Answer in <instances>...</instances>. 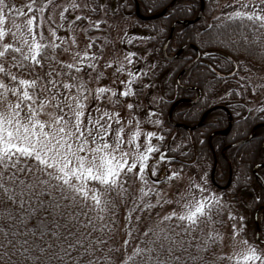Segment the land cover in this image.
<instances>
[{
  "label": "trees",
  "instance_id": "obj_1",
  "mask_svg": "<svg viewBox=\"0 0 264 264\" xmlns=\"http://www.w3.org/2000/svg\"><path fill=\"white\" fill-rule=\"evenodd\" d=\"M137 1L142 16H149L162 11L172 0ZM237 1L226 0L219 4L216 0H203V14L197 22L191 25L178 24L168 42L166 53L169 55L175 53L185 44H191L194 47L185 48L177 61L166 60L162 55V47L168 37L169 28L175 21L196 18L200 9V0H178L164 16L154 21H140L131 17L128 27L131 34L140 28L146 29L148 35L144 40L137 39L136 46L129 45L130 52L135 54L132 56L134 60L139 63L145 60V64H142L145 71L138 77L132 75L129 88L133 93H145L143 96H148L152 92L156 94L155 106L153 108L150 105L145 107L155 110L159 120L158 130L151 140L152 146L159 151H154L152 155L166 153L168 162L171 161L172 165L178 164V172L184 170L190 178L201 181L205 191L203 199L215 197L218 201L213 207L212 219L209 220L205 215L199 219L197 226L189 229L187 222L175 219L177 216L175 214L172 220H167L169 226L165 233L159 232L157 236L150 238L149 232L153 228H150L149 224L159 216L161 211L165 210L162 209L164 208L162 203L167 205L166 210L170 211L173 209V205H169V201L159 196L161 189L169 179L164 180L166 177L161 180L152 179L148 175V169L144 175L147 181L154 186V189L148 193L145 199H142L153 207L147 211L136 210L134 201L140 203L141 199L134 198L126 188L125 205L130 208L124 215H122L121 205L116 199L115 192L109 193L112 200L111 210L106 209L98 213L94 206L87 204L88 207H85L81 204L79 197L75 204L70 200L62 199L60 189L53 190L56 181H51L47 186L37 185L35 175L18 173L15 177L16 183L10 185L13 189L10 194L14 196L16 203H10L7 197L0 192V264H88L89 259H92L96 264H119V262L133 264L134 261H140L141 258L136 256L134 250L126 259L122 260L121 251H119L115 239L118 234L117 227L126 215L131 218L127 221H131L132 229L140 232L135 241L138 243L137 247L153 249L151 253L153 264L157 256L161 261L167 260L168 264H236L238 260L229 259L219 252V233L223 224L222 204L233 215L239 217L244 225L243 228L251 239L249 243L264 250V243L255 238L256 227L253 225L256 216L257 223H259V238L264 240V210L258 214L255 213L260 206L264 205V187L253 174V168L264 163L262 140L229 148L224 152V157L221 155V148L232 143H212L217 158L214 174L217 185L223 186L227 183L229 163L232 168L230 185L225 189H220L210 181L213 155L208 143H188L191 140L189 132L182 128H175L166 121L170 107L179 101L173 108L172 122L180 121L179 119L189 121L198 119L206 109L226 104L235 124L241 126L239 129L242 131L238 133L240 136L237 139H241L242 135L246 134L252 126L264 123V116L261 114L263 106L258 102L253 103L254 99L252 98V93L257 95V92L264 86V31L253 27L246 20L230 18L235 10L247 13L259 12L264 9V2L256 1L254 9L250 6L251 4L236 3ZM84 3L86 2L84 1ZM88 4L92 8L95 6L91 3ZM243 5H247V7H242ZM120 6L118 5V7ZM127 6L128 9L125 12L133 13V0ZM123 7L124 5L121 8L123 9ZM121 8L115 10L114 13L121 14ZM116 21L117 19H114V24ZM196 49L202 54L201 60L189 67L179 78L181 85L197 87L203 93L201 102L190 104L187 100H180L193 98L196 93L190 89L184 90L179 87L176 84V78L183 67L194 59ZM50 51V46L46 45L47 56L52 60H43V67H40L43 68L45 79L50 71L61 70L60 63ZM88 56L91 55L88 53ZM48 61L53 65H48ZM29 62L31 64V61ZM56 65L57 67L54 68ZM82 73H86V71L82 70ZM216 73L226 74V76L219 77ZM158 98H160L159 101ZM145 99L147 100L145 97L142 99L143 102ZM190 112H193V115L189 117L187 114ZM143 116L142 120L145 122L146 114L144 113ZM213 118H217L218 121L222 118L225 119V122L227 120V116L218 109L210 112L205 123L208 122L210 125ZM195 122L196 119L190 123L185 122V124L192 125ZM258 131L259 135L264 136L263 127ZM233 134L228 136V142L232 141ZM173 135L175 137L171 140ZM256 172L264 179V167H258ZM40 178L45 181L48 179L44 176ZM21 180L25 184L35 185V187L18 186ZM193 186L190 185V189L197 194L199 191L195 187L193 189ZM22 190L24 196L21 204L19 194ZM82 213H87V216ZM98 216L103 217V220L98 219ZM69 217L72 219L70 220ZM88 217L91 218L95 227L86 226ZM137 217H140L139 221H137ZM144 220L145 227L143 226ZM69 232L73 234V243H82L88 246L97 239H102L104 243L97 245L95 250L88 248L90 256L85 255V249L75 248L71 251V258L65 256L63 259H58L59 256H63L62 249L67 248L68 241L64 237L68 236ZM146 232L147 236L144 235ZM4 233H8L9 239L16 240L18 245L23 244L24 247L6 248L4 245L7 244V241L4 239ZM12 233H16V235L12 236ZM163 235H167L170 239L162 241L163 248H161L158 236ZM25 240H27L26 244H24ZM171 241H175V243H171ZM169 248H171V254H169ZM21 251L24 252L23 256L20 255ZM220 257L227 259L221 262ZM253 264H259V261L253 262Z\"/></svg>",
  "mask_w": 264,
  "mask_h": 264
},
{
  "label": "rangeland",
  "instance_id": "obj_2",
  "mask_svg": "<svg viewBox=\"0 0 264 264\" xmlns=\"http://www.w3.org/2000/svg\"><path fill=\"white\" fill-rule=\"evenodd\" d=\"M216 1L220 4L224 3L226 0ZM256 1L264 2V0H238L236 3H248L255 9ZM77 16L81 17V19L76 20L75 18ZM102 16V13L95 12V9L88 3H84V0H80L79 3L66 2V0L65 2L64 0L58 2L56 0H0V17L3 19V23H0V30L4 32L3 38H0V50H3L4 44H9L12 45L13 48L20 49V52L15 53L9 50L6 54V59L0 62H2L7 69L12 56L15 55L18 61L30 65L29 61H22V59L25 55H31V44L34 38L37 43L50 46L52 54H54V57H56L61 66L60 71H55V69L50 71L52 73L51 79L57 81L56 87L63 93V95L51 103L49 102L51 93L44 90L45 86L51 87V85H48L47 81L50 77L46 75L47 80L45 79L43 68L35 67L34 72L27 69L19 72L15 68L11 69V72L17 74L20 78L33 80L36 79L37 76L40 77V80L37 82L36 92L40 99L44 101L45 107L43 109H37L41 112L39 119L42 121H51L55 117L64 115V113H67V116H65V119H67L68 116H73L75 110V101L72 100L71 97L86 96L87 99L82 100V111L84 113L81 118L82 123L87 126L89 115L94 119H99L101 124L111 123L109 135L105 137V139L110 144L114 145L119 132L120 138L123 141L121 149L123 152L127 153L129 163H131L132 159L144 153L145 147L147 146V133L151 132L155 134L158 130L156 123L158 120L157 113L151 108H145L147 105L153 108L157 97L154 92L150 93L148 96H143L145 95L144 92H142L144 94H139L138 92L133 93L131 91L132 89L129 88L128 82L131 80L132 73L139 72L141 75L145 71V68L138 61L134 60L132 56L129 57V52L120 49L119 41L120 38L125 40L134 39V34L125 36L129 24L120 20L116 25L118 27L117 30L111 36L112 42L110 41L108 46L105 47L103 44L107 34L103 33V31H97V25L100 26L101 21H104V28L107 26L108 22L107 20L105 22V19H103L104 16ZM30 19L33 20L32 24H28V20ZM112 25L113 23L111 26ZM108 28H110V25H108ZM106 33L109 32L107 31ZM100 37L103 38V41L98 39ZM97 39L99 40V44L104 48L101 57H98V54L94 50L97 46ZM89 44L93 46L89 48ZM115 49L117 51H114ZM88 53L96 57L93 62L92 60L86 61L83 59ZM177 59L178 57L175 58L176 61ZM46 60L47 59H44V61ZM47 63H49L48 65H53L50 61ZM90 64L92 65L91 67L89 66ZM69 65L71 68L68 67ZM55 67H57V65L54 66V68ZM78 67L81 68L79 72L76 71ZM82 70H85L86 73H82ZM58 72L64 75H56ZM133 77H138V75H133ZM0 79L8 84L9 87L16 86L9 77H4L0 74ZM122 81L124 83H122ZM65 83L72 84L73 87L71 89H64L63 85ZM81 83L84 84V89H86V91L84 89L78 90L77 86ZM98 88L107 89L105 93L100 95L99 99L97 98ZM125 91L128 93L126 97L120 94ZM113 93H115V95H113ZM257 93V95L252 93V98L254 99L253 103L258 102L259 105L263 106V109L264 86ZM7 96V100H3V102L0 103V110L6 111L8 103H16L15 97H12L10 94H7ZM65 96L69 97V99L65 100ZM144 97L147 98V100L145 99L143 102L142 99ZM0 100H2V98H0ZM67 103H72L73 110L70 111L65 107L64 113H61L56 105L60 104L63 106ZM129 105L132 107L130 108ZM144 113L146 114L145 122L142 120ZM116 114H118V116ZM261 114L264 116V111H262ZM27 115L28 109L24 107L22 116ZM109 117H112V119L109 120ZM117 119L119 123L116 122ZM121 129L122 131H120ZM136 134H139V138L137 140H132V137ZM174 137L173 135L171 140H173ZM130 140H132L131 143H129ZM232 144L224 145L221 151H223L224 148L226 149L225 151H227ZM162 154L167 158L168 155L166 153ZM81 155H84V153H81ZM116 155L119 156L120 153L117 152ZM222 156H225L224 153ZM159 157L160 154L150 155L148 161L150 162L148 175H150L152 179L157 178L159 180L165 177L164 180L169 179L173 172L177 175L174 179L167 180L168 183L164 184L159 194L160 198L164 197L165 200L169 201V205H173V209H171V211L166 210L167 205L165 206L164 203H162L164 207L162 209L165 210L161 211L159 216L149 224V227L153 228V230L149 232L150 238L157 236L159 232H166L169 222L163 220V217L171 216V212L177 216L186 213L188 211L186 205H192L194 207L205 195V191L203 193L200 191V188H203L201 181L190 178L184 170L178 172L177 170H179V167H177V163L172 165V162H168L166 159L165 161L167 162L164 161L160 163ZM152 165L155 166L157 172L156 176L151 175ZM122 184L124 189L128 188V192L136 199L146 198L147 195L141 198V189H143L145 193H149V189H154L151 183L147 182V184H145L134 173H128L126 177L122 178ZM93 185L94 182H88L89 188L93 187ZM190 185H194L193 189L195 187L199 192L196 194L190 189ZM96 187L99 186L96 185ZM115 193L116 199L121 205L122 215H124L126 214V210L130 208V206L125 205L127 195L121 194L120 192ZM87 204L93 206L92 200L89 199ZM262 210H264V205L260 206L255 213L258 214ZM221 213H223V224L219 233V252L229 259L242 261L241 253L246 252L249 247H254L249 243L251 239L247 231L243 228L244 225L241 223L239 217L233 215L223 204L221 206ZM126 217L121 219L117 227L118 234L115 236L117 246L119 247V251H121L122 260L126 259L127 256L133 253L137 248L138 243L135 241L137 240V235L140 234L139 230L136 232L132 229V235H128L129 226L132 224L131 221H127ZM229 217L232 218L230 219ZM253 225L257 227L259 223L257 224L254 222ZM143 226H146L145 220ZM131 228L133 227L131 226ZM234 229L236 231H234ZM125 240L129 241L127 245L124 243ZM243 241H247V244L243 243ZM254 248L259 255L264 256V250H261V248L259 249V247ZM119 264H121V262H119Z\"/></svg>",
  "mask_w": 264,
  "mask_h": 264
},
{
  "label": "snow or ice",
  "instance_id": "obj_3",
  "mask_svg": "<svg viewBox=\"0 0 264 264\" xmlns=\"http://www.w3.org/2000/svg\"><path fill=\"white\" fill-rule=\"evenodd\" d=\"M242 7L246 8L247 5H243ZM230 18L240 21L246 20L253 27H258L264 31V9L252 13L235 10ZM75 19L80 20L81 17L77 16ZM0 23H3L2 17H0ZM32 23L33 20H28V24ZM3 36L4 32L0 30V38H3ZM92 46V44L88 45L89 48ZM9 50L14 53L20 52L19 48H13L12 45L4 44L3 50H0V61L6 59V54ZM128 55L131 57L135 54L129 53ZM44 59H50L46 53V46L37 43L34 38L31 44V55L23 56V61H31L30 65L18 61L15 55L12 56L7 69L0 62V74L4 77H9L16 85L9 87L8 84L0 79V98H2L0 103L3 100H7V94L16 98L15 104H7L6 111L0 110V192L7 197L10 203L15 204L16 199L10 194L13 191L10 185L16 183L15 177L18 173H25L29 176L35 175L37 185L47 186L51 181H56L57 183L53 185V190L55 191L59 188L61 198L65 201L70 200L75 204L77 197H79L80 203L88 207L87 201L91 199L98 213L106 209L111 210L110 204L112 200L109 197V193L120 192L121 194H126L127 190L123 187L122 178L126 177L128 173H134L141 181L147 184L148 181L144 174L150 167L148 163L150 155L154 151H159V149L154 148L151 144L154 134L151 132L147 133V146L144 153L139 154L137 158L132 159L131 163H129L127 153L121 149L123 141L120 138L119 132L114 145L105 139L109 135L111 123L101 124L99 119H94L91 115L88 116L87 126L82 123L81 118L84 115L82 100L87 99L86 96L71 97L75 101L73 116H68L65 119L67 113H64L65 107L70 111L73 110L72 103H67L63 106L57 104L56 106L64 115L55 117L51 121L40 120L39 116L41 112L37 109L45 107L44 101L40 99L36 92L37 82L40 80V77L37 76L33 80L20 78L17 74L11 72V69L15 68L18 72L26 69L34 72L35 67H43ZM83 59L95 60L96 57L86 54ZM89 66L91 67L92 65L90 64ZM68 67L71 68L70 65ZM76 71H81V68H76ZM47 75L50 77L48 85H51V87L45 86L44 90L51 93L49 98V102L51 103L63 95V93L56 87L57 81L51 79L52 73L49 72ZM56 75L64 74L58 72ZM132 75H140V73L136 72L132 73ZM144 75H147V73H144ZM122 83L124 82L122 81ZM128 83L130 84L131 81ZM72 87L73 85L69 83L63 85L64 89H71ZM77 88L78 90L84 89V84L81 83ZM84 90L86 91V89ZM106 91L107 89L105 88H98L97 98L99 99L100 95ZM120 94L126 97L128 93L125 91ZM64 99L68 100L69 97L65 96ZM24 107L28 109L27 116H22ZM129 107L131 108L132 106L129 105ZM261 111H264V109H261ZM116 115L118 116V114ZM111 119L112 117H109V120ZM116 122L119 123V120L117 119ZM156 123L159 124V120ZM138 138L139 134H136L132 137V140H137ZM200 142L203 143V141ZM117 152L120 153L119 156L116 155ZM81 153H84V155H81ZM165 159L166 156L161 153L159 157L160 163H163ZM151 167V175L156 176L155 166L152 165ZM13 169L15 171H12ZM176 175L173 172L169 179L175 178ZM41 176L47 177V181L42 180ZM89 181L94 182L91 188L88 187ZM20 185H23L25 188L35 187V185L25 184L23 180L19 181L18 186ZM96 185L99 187H96ZM151 191L152 189H149V192ZM200 191L203 193L204 189L200 188ZM145 195H148V193H145L141 189V198ZM23 196L22 190L19 194L21 204ZM216 203L218 201H216L215 197H209L207 200L202 198L194 207L186 205L188 208L186 213L178 216H175V214L165 216L163 220H172L173 216H175V219L187 222V227L190 229L197 226L199 219L205 217V215L211 220L213 207ZM134 205L138 211H147L153 207V205L142 199L140 203L134 201ZM82 214L87 216V213ZM97 218L103 220L101 216ZM229 218L231 219L232 217ZM69 219L71 220L72 218L69 217ZM126 219L131 218L126 217ZM136 219L139 221L140 217ZM89 225L95 227L90 217L86 220V226ZM234 231L236 230L234 229ZM3 235L7 241V244L4 245L6 248L18 249L24 247L23 244L18 245L16 240L9 239L8 233H4ZM15 235L16 233H12V236ZM128 235H132L131 226H129ZM144 235L147 236L148 233L146 232ZM64 239L68 241V245L67 248L62 249L63 256H59L58 259H63L65 256L71 258V251L75 248L85 249V255L90 256L91 253L88 252V248L95 250L97 245L104 243L102 239H97V241L91 242L88 246L82 243H73V234L71 232ZM169 239L167 235L158 236L161 248H163L162 241H168ZM26 243L27 240L24 241V244ZM124 243L127 245L129 241L125 240ZM171 243H175V241H171ZM243 243L247 244V241H243ZM152 251L153 249L151 248L140 249L137 247L135 253L141 260L134 261L133 264H153ZM169 254H171V248H169ZM20 255L23 256L24 252L21 251ZM241 256L242 264H253L256 261H259V264H264V256L259 255L254 247L247 248L246 252L241 253ZM219 259L223 262L227 258L220 257ZM88 264H96V262L89 259ZM154 264H168V262L167 260L161 261L159 256H157ZM236 264H241V261L238 260Z\"/></svg>",
  "mask_w": 264,
  "mask_h": 264
},
{
  "label": "flooded vegetation",
  "instance_id": "obj_4",
  "mask_svg": "<svg viewBox=\"0 0 264 264\" xmlns=\"http://www.w3.org/2000/svg\"><path fill=\"white\" fill-rule=\"evenodd\" d=\"M56 1L58 2V1H61V0H56ZM79 1L80 0H73V1L72 0H66V2H76V3H79ZM84 1L86 3L94 4L95 5L94 6L95 12L102 13V15L104 16L103 19H105V22H106V20L108 22L106 28L103 27L104 21L103 22L101 21L100 24L102 26L100 25L97 28V31H100V32L103 31V33L107 34V37H105V40H108V41L104 40V44H103V45H105V47L108 46L110 41L112 42L111 36L117 30L118 27L116 25L119 23L120 20H122L123 22H125L127 24H129V20L131 19V17L133 19L135 18V19H138L140 21H143V20L139 19L134 12L133 13H130L128 11L125 12V10L128 9L127 5L130 4L131 0H84ZM64 2H65V0H64ZM118 5H121V6L118 7ZM122 5H124L123 9L121 8ZM117 7L121 8V10H122L121 14H115L114 13V11L118 9ZM144 17H146V16H144ZM114 19H117L115 24H114ZM112 23H113L114 27H113V25L111 26ZM108 25H110V28H108ZM126 30H127V32L125 33L126 34L125 36H130L131 35V31H129L130 29L127 27ZM107 31L109 33H106ZM169 32H170V28H169ZM133 34H134V37H135L134 39L125 40L123 38H120V41H119L120 49L131 53L130 49H128L129 45L132 44L133 46H136L138 44L137 43V41H138L137 39L140 38L141 40H144L148 36L146 29L143 30V29H140V28H137L136 30H134ZM168 35H169V33H168ZM98 39H101L103 41V38H101V37L98 38ZM98 39H97V46H96V48L94 50L98 54V57H101V55L103 54V49L104 48H103V46L101 44H99V40ZM132 41H133V43H132ZM110 51H113V50H110ZM114 51H117V50L115 49ZM162 53H163V47H162ZM199 53H200V56L198 57L197 61H200L201 58H202V54H201L200 51H199ZM173 54L174 53H172L170 55L167 54V55L172 56ZM196 57H197V52H196V55L194 56V59ZM194 59L192 61H190V62H193ZM172 60H175V59H172ZM141 62H142V63H140L141 65L145 64V60H143ZM189 63H187V64H189ZM216 75H218L219 77H225L226 76V74H221V73H216ZM176 84H177V82H176ZM182 86L190 87V86H185V85H182ZM179 87H180V85H179ZM190 88H192V89H190L191 91H194L196 93L195 96L193 98H183L182 100H187L188 102H190V104H198L199 102H201L203 100V93H202L201 89H199L197 87H190ZM159 99L160 98H158V101H159ZM176 105H177V103L175 104V106ZM213 107L206 109L200 115V117L198 119L195 118L196 122L193 123L192 125H187V124H185V122H187V123L189 122L190 123V122H192L195 119H193L191 121L179 119L180 121H175V122H172V123H174V124H183V125H186L188 127H193V126H195V125H197L199 123V121L201 120L203 115L206 113L202 123L198 127L194 128V129L187 130L189 132V134H190V137H191V140H189L188 143H201L200 141H203V143H241V144H243V143H257L259 140H262L261 143H262V148L264 150V136H261V135L258 134L259 133L258 129H260L262 127L264 128V126H263L264 123H258L256 125L252 126L246 134L242 135L241 139H237V137L240 136V135H238V133H240L242 131L241 129H239V128H241V126L238 125V124H235V120L233 119V117H232L231 113L229 112L228 108L226 107V104L215 105ZM216 109L221 110L227 116V120L225 122L224 118H222V120L219 119V121H218L217 118H213L212 119V123L210 125H208L209 124L208 122L205 123L206 118L210 114V112H212V111H214ZM185 114H183V115H185ZM187 115L190 117V116L193 115V112H190ZM181 120H182V122H181ZM229 123H230V125H229ZM173 127H175V126H173ZM233 131H235L234 134H233ZM231 133L233 134V138L231 139L232 140L231 142H228L227 139H228V136ZM248 137H250V138H248ZM241 144H239V145H241ZM239 145H234V146H231L229 148H233V147H236V146H239ZM225 150H226L225 148L223 149V151L220 150L221 151V155L225 152ZM262 164H258V165H256L253 168V174L255 175L256 179H258L260 182H261L262 178L257 174L256 169L258 167H264V165H262ZM231 177H232V169L229 168L227 183L225 185H227V184H228V186L230 185ZM261 184H262V182H261ZM225 185H223V186H225ZM263 187H264V185H263Z\"/></svg>",
  "mask_w": 264,
  "mask_h": 264
},
{
  "label": "water",
  "instance_id": "obj_5",
  "mask_svg": "<svg viewBox=\"0 0 264 264\" xmlns=\"http://www.w3.org/2000/svg\"><path fill=\"white\" fill-rule=\"evenodd\" d=\"M133 1H134V4H135V14H136V16H137L139 19H141V20L149 21V20H156V19H158V18L164 16V15L166 14V12H167V11H168V10H169V9H170V8H171V7H172V6H173L178 0H172V1H171V2H170L165 8H164L162 11H160L159 13L152 14V15H149V16H146V17L142 16V15L139 13V4H138L137 0H133ZM200 1H201V6H200V9H199L198 15H197V17H196L195 19H192V20H178V21H175V22L171 25V27H170V32H169V35H168V38H167V40L165 41V44H164V46H163V57H164L165 59H167V60L175 59V58H177V57L179 56V54H180L185 48H191V47H194V46H192V45H190V44H185V45L181 46V47L178 49V51L175 53L174 56H167V55H166V47H167V44H168V42L170 41V39H171V37H172V33H173L174 28H175L178 24H185V25H191V24H194V23L197 22V21L200 19V17L202 16L203 9H204V4H203V1H202V0H200ZM196 52H197V57L194 59V61L191 62V63H189L187 66H185V67L181 70V72L179 73V75L177 76L176 82H177L178 85H179V78H180V76H181V75H182V74H183V73H184V72H185L190 66H192V65L197 61L198 57L200 56L199 51L196 50ZM182 88H183V89H192V88H190V87H184V86H182ZM176 103H177V102H176ZM174 105H175V104H174ZM172 109H173V106H172V108L170 109V112L168 113V115H167V117H166V120H167L170 124H172L173 126H175V127H180V128L185 129V130L194 129V128L198 127V126L202 123V121H203V119H204V117H205V115H206V113H205L197 125H195V126H193V127H188V126L183 125V124H174V123L170 122V113H171ZM212 109H213V108H212ZM229 125H230V123H229ZM258 126H259V125H258ZM256 127H257V126H256ZM250 137H251V136H250ZM250 137H248V138H250ZM238 144H241V143H235V144L230 145L229 147L234 146V145H238ZM209 147H210V149H211V151H212V153H213V157H214V160H213V168H212L211 173H210V179H211V182H212L214 185H216L215 182H214V171H215V168H216V165H217V161H216V158H215V156H214V149H213L211 143H209ZM262 183H263V185H264V180H262ZM257 234H258V232H256V235H257ZM260 242L264 243L263 240H260Z\"/></svg>",
  "mask_w": 264,
  "mask_h": 264
}]
</instances>
